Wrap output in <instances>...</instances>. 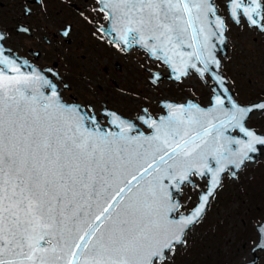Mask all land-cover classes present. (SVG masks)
<instances>
[{"label": "snow or ice", "instance_id": "1", "mask_svg": "<svg viewBox=\"0 0 264 264\" xmlns=\"http://www.w3.org/2000/svg\"><path fill=\"white\" fill-rule=\"evenodd\" d=\"M95 2L93 11L109 21L96 31L122 53L142 49L139 68L149 83L162 81L152 65L163 64L176 82L195 76L210 88L211 106L165 101L166 116L141 107L128 118L106 102L99 112L67 103L63 90L71 86L59 63L35 67L10 46L35 39L31 25L0 27V264H172L225 176L237 179L264 158V133L248 126L252 115H264V97L249 105L235 98L219 55L229 25L214 0ZM47 3L37 0L42 12ZM225 7L235 25L264 37V0H226ZM23 14L35 15L27 6ZM71 31L65 26L55 38ZM197 179L206 190L181 212L173 194L197 188ZM257 232L264 250V225Z\"/></svg>", "mask_w": 264, "mask_h": 264}, {"label": "rangeland", "instance_id": "2", "mask_svg": "<svg viewBox=\"0 0 264 264\" xmlns=\"http://www.w3.org/2000/svg\"><path fill=\"white\" fill-rule=\"evenodd\" d=\"M16 9L10 7L12 18ZM38 16L43 18L44 15ZM38 34L39 37L26 40V43L40 40L47 52L64 61L67 67L65 71H69V64L71 66L67 60L76 61L72 66L76 85H72L71 91L63 93L67 101L74 100L71 97L73 94L83 105L94 104L97 112L101 109V102H106L109 107L129 118H133L143 106H147L155 116L164 113L160 105L162 99L181 102L194 98L203 106L210 103L211 89L202 85L195 76L183 83L168 79L155 86L149 83L139 68L140 62L145 59L142 49L125 54L108 43H104L103 47L97 45L98 50L85 43L79 50H74L73 45L58 41L50 45L43 42V35L54 37L47 30H41ZM82 54L86 56L82 57ZM117 63L121 64L120 69ZM152 66L154 70L158 67L162 74H169L163 64ZM237 96L241 102H249L256 97L247 93H238ZM249 123L264 130V115H252ZM237 177L232 179L229 175L225 176L223 188L211 200L206 217L188 233L187 244L177 249L172 264H236L249 256V247L258 236L256 225L264 220V158L249 162ZM196 184L198 187L195 189L190 185L183 189L181 211L192 209L199 200V189L206 190L205 181L197 179Z\"/></svg>", "mask_w": 264, "mask_h": 264}, {"label": "flooded vegetation", "instance_id": "3", "mask_svg": "<svg viewBox=\"0 0 264 264\" xmlns=\"http://www.w3.org/2000/svg\"><path fill=\"white\" fill-rule=\"evenodd\" d=\"M214 3L218 9V14L224 18L229 25L226 50L223 48L219 54L222 59L223 73L229 81L233 83L232 91L239 103L242 105L255 103L264 97V37L258 36L254 32H250L247 27L241 28L235 25L228 18L227 8L225 7L226 0H214ZM25 6L31 8L32 12L36 14L33 15L30 20L24 19L23 9ZM10 7L18 8L16 9L17 11L14 18L10 16ZM20 7H22V12H20ZM94 8H98L95 0H48L46 12H42L37 6V0H0V27L11 30L23 21L24 24L31 25L32 30L35 33V38L39 37L38 32L41 30H47L51 35H54V37H50L49 35L42 36V41L48 45L52 44L54 41H58L60 44L64 43L69 46L73 45L74 50H79L82 48L83 44L88 43L91 47L93 46L98 50L99 47H103L104 43H108L111 38L107 34H102L96 31L98 28L107 27L109 21L102 13L93 11ZM81 13L92 20L93 23H85ZM39 14H43V18H39ZM65 26H71L72 31L70 38H64L61 36L60 39L57 40L55 35L60 33ZM46 37L50 39V44L44 39ZM29 39L30 38L26 36H21L19 39H13L10 42V46L13 51L21 57V59H27L29 63L39 68H46L51 66L53 62H58L60 65V71L65 76L66 83H68L72 89V85H76L75 76L73 75L74 68H72L76 61L67 60L68 63H71V66L69 64V71H65V68L67 67L63 60L59 58L57 59V56L51 55L47 52L46 48L42 46L41 41L38 39L34 40L31 44L26 43V40ZM254 40H259V43H254ZM97 45L102 46L97 47ZM29 49L42 52V58L39 60L35 59L29 54ZM135 49L139 48L137 47ZM85 56V54H82V57ZM235 66H237V68L233 70ZM117 68H121L120 63H117ZM68 74H70V77H67ZM66 90L68 91V89H64L63 93ZM238 93L252 94L256 95V97L252 98L249 102H241L237 96ZM71 97L74 98L73 101H67L64 96L63 99L68 103L78 102L73 94H71ZM79 103L83 105L81 102ZM248 126L254 128L260 133H264V130H260V128L255 125H250L249 121ZM259 159L260 158L257 160ZM257 225L255 231L258 234ZM258 241L259 235L255 241H252L253 245L249 247V256L244 261H240L236 264L252 261L256 258V264H264V250L253 251ZM215 264L228 263L218 262Z\"/></svg>", "mask_w": 264, "mask_h": 264}, {"label": "water", "instance_id": "4", "mask_svg": "<svg viewBox=\"0 0 264 264\" xmlns=\"http://www.w3.org/2000/svg\"><path fill=\"white\" fill-rule=\"evenodd\" d=\"M109 27V24H108V26L107 27H104L105 29H107ZM112 35H115L114 33L112 34ZM109 36V35H108ZM110 38H111V36H109ZM224 49L226 50V47H224ZM34 66V65H33ZM35 67H37V66H35ZM27 70V69H26ZM162 74V73H161ZM165 79H168V80H170V81H175V80H173V79H171V78H169V74H162V81L163 80H165ZM159 83V82H158ZM213 95V94H212ZM212 97V96H211ZM165 101H167V102H171V103H174V104H187L188 102H193V103H196V104H198L200 107H203V108H207V107H210L211 105L210 104H208V105H206V106H203V105H201L199 102H197L194 98H188L186 101H184V102H177V101H174V100H172V99H162V100H160V105L162 104V102H165ZM66 102V101H65ZM68 103V102H67ZM166 111V110H165ZM150 113V112H149ZM151 114V113H150ZM152 115V114H151ZM167 115V111H166V113H161V114H159V116L158 117H155V116H153L152 115V117L153 118H159V117H161V116H166ZM138 127L140 128V130L141 131H144L143 130V128L138 124ZM145 132V131H144ZM145 134H149V132H145ZM230 134H234V133H230ZM242 170V169H241ZM241 170H239L238 172H237V176H238V173L241 171ZM201 191H204V190H202V189H200L199 190V194H200V192ZM174 195V199H177V200H179L180 201V203H181V198H182V193H180V194H176V193H174L173 194ZM199 201V200H198ZM198 203V202H197ZM211 203V202H210ZM181 205H182V203H181ZM182 212H184V211H182ZM259 225H264V221H262L261 223H259L258 225H257V227L259 226ZM258 243H259V241H258ZM257 243V244H258ZM255 249H256V251L257 250H262V249H259V248H257V245L255 246ZM255 251V252H256ZM257 262V258L256 259H254V260H252V261H248V262H243V263H241V264H253V262Z\"/></svg>", "mask_w": 264, "mask_h": 264}]
</instances>
